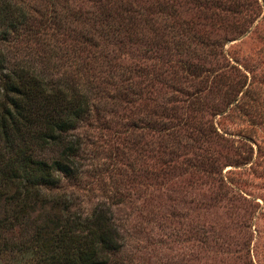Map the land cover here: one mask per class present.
Wrapping results in <instances>:
<instances>
[{
  "label": "trees",
  "instance_id": "1",
  "mask_svg": "<svg viewBox=\"0 0 264 264\" xmlns=\"http://www.w3.org/2000/svg\"><path fill=\"white\" fill-rule=\"evenodd\" d=\"M194 1L196 17L205 21L180 17L173 3L160 0L119 4L120 20L128 15L122 20L125 44L163 10L171 22L162 29L181 35L168 40L149 25V64L117 65L125 68L121 80L130 78L129 70L161 76L162 123L167 145L173 142L168 152L185 156L198 175L224 191L227 150L246 146L233 162L252 165L253 144L260 151L264 142V70L259 47L248 44L264 42V0ZM31 23L24 6L0 0V264H117L111 256L121 246L120 233L110 208L97 203L84 213L62 185L81 170L83 142L75 129L91 112L99 84L96 62L107 54L91 51L79 66L73 48L67 59L74 68L53 75L11 49L40 25ZM232 38L238 42L226 46ZM105 63L109 72L115 69L111 58Z\"/></svg>",
  "mask_w": 264,
  "mask_h": 264
},
{
  "label": "rangeland",
  "instance_id": "2",
  "mask_svg": "<svg viewBox=\"0 0 264 264\" xmlns=\"http://www.w3.org/2000/svg\"><path fill=\"white\" fill-rule=\"evenodd\" d=\"M15 1L28 10L31 26L35 22L40 25L33 26L29 39L12 44L11 49L33 57L51 74L62 75L74 68L67 59V52L73 48L79 66L92 58L91 51L107 54L96 62L99 84L91 112L75 129L83 142L81 170L76 176L64 178L62 185L74 206L84 213L97 203L110 208L121 242L112 261L264 264V142H260V151L253 144L252 165L233 162L247 152L246 146L227 150L230 161L222 170L224 191H217V183L198 175L185 156L168 152L173 142L167 145L162 123L166 87L161 76H138L129 70L130 78L120 79L126 73L121 74L125 68H119L117 62L149 64L146 39L154 34L152 28L166 32L163 36L168 40L180 38L181 33L162 29L165 22H171L168 10L153 13V22L149 23L152 28L141 23L125 44L127 33L122 20L128 15L120 20L117 12L118 5L129 6V0ZM152 1L131 3L137 7ZM160 1L173 3L180 17L205 21L196 17L194 0ZM262 21L263 27L264 18ZM86 37L93 38L96 45L83 41ZM117 37L124 39L119 41ZM237 42L229 39L226 46ZM248 44L251 50L259 47L256 50L264 70V42ZM108 58L116 63L110 72L105 68ZM129 97H135L132 104Z\"/></svg>",
  "mask_w": 264,
  "mask_h": 264
}]
</instances>
